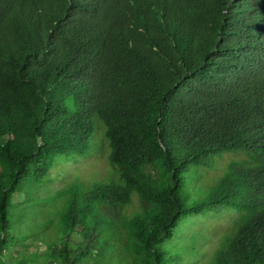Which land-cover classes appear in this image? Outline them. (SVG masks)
Listing matches in <instances>:
<instances>
[{
    "label": "trees",
    "instance_id": "16d2710c",
    "mask_svg": "<svg viewBox=\"0 0 264 264\" xmlns=\"http://www.w3.org/2000/svg\"><path fill=\"white\" fill-rule=\"evenodd\" d=\"M0 264H264V0H0Z\"/></svg>",
    "mask_w": 264,
    "mask_h": 264
},
{
    "label": "rangeland",
    "instance_id": "374dc122",
    "mask_svg": "<svg viewBox=\"0 0 264 264\" xmlns=\"http://www.w3.org/2000/svg\"><path fill=\"white\" fill-rule=\"evenodd\" d=\"M76 162H64V166L67 168H71L73 166H77ZM59 171L55 170L53 173V180L49 182L50 186H58L62 182V178L58 176ZM236 216V213L233 211H227L226 209H219L216 212H210L206 215H199L197 216V221L199 222H219L221 224L229 223L232 218ZM35 247V246H34ZM33 247V248H34Z\"/></svg>",
    "mask_w": 264,
    "mask_h": 264
}]
</instances>
